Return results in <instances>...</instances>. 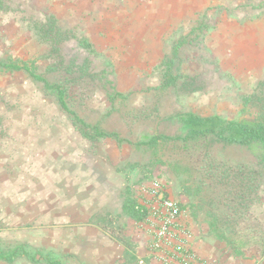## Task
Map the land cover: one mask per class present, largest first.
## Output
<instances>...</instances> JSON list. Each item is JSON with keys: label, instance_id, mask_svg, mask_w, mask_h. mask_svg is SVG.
Returning a JSON list of instances; mask_svg holds the SVG:
<instances>
[{"label": "rangeland", "instance_id": "1", "mask_svg": "<svg viewBox=\"0 0 264 264\" xmlns=\"http://www.w3.org/2000/svg\"><path fill=\"white\" fill-rule=\"evenodd\" d=\"M48 14L65 30L83 29L63 19L64 3L0 0V59L24 63L50 82H63L67 102L86 124L88 136L42 82L24 70L0 69V251L16 250L13 259H0V264H53L49 259L60 264H118L116 227L125 233L131 226L146 239L152 235L142 220L117 212L121 202L129 196L135 203H147L157 188L187 206L195 239L191 247L206 264H264V257L255 254L259 239L252 236L255 229L264 228V144L184 143L181 139L137 143L154 134L183 135L176 117L179 112L219 114L227 119L250 118L257 112L264 116V103L255 102V96L263 95L259 84L264 80V60L257 56L251 67L225 57L222 67L207 37L223 16L238 21L264 18V0L206 6L193 23L163 38L160 65L117 72L115 88L124 97H112L105 90L109 84L102 80L104 74L96 73L103 63L96 64L95 71L88 70L90 76L79 74L76 66L68 75L63 72L70 57L78 56L80 61L82 56L68 42L63 63L52 56L37 37L34 22ZM199 25L206 31L204 39H200ZM192 27L196 29L184 38ZM98 51L113 62L112 54ZM213 57L229 76L219 73ZM166 72L175 78L163 87ZM95 128L115 131L122 140L91 136ZM206 150L229 168L261 166L262 201L237 226L242 237L235 240L243 246L244 256L235 255L208 230L209 214L225 210L221 186L205 173ZM78 208L83 211L73 219L61 215L63 209ZM97 210L108 213L109 224H101L94 216Z\"/></svg>", "mask_w": 264, "mask_h": 264}, {"label": "trees", "instance_id": "2", "mask_svg": "<svg viewBox=\"0 0 264 264\" xmlns=\"http://www.w3.org/2000/svg\"><path fill=\"white\" fill-rule=\"evenodd\" d=\"M35 27L37 31V37L40 41L45 42L48 46V51L51 52L52 56L59 58V62L63 63L64 59V47L68 42L73 49L82 56L80 61H77V57H70L69 60L64 63L63 72L68 75L73 72L72 67L76 66L79 74L85 75L87 72L90 76L88 70H93V68L98 63H103L104 67L96 73L104 74L102 80L109 84L105 90L114 96H126L125 93L119 91L115 88L117 81V73L114 68L113 62L110 57L106 54L99 52L93 43L87 38L83 29H78L77 27H70L69 29H63L59 25L57 19L48 14L44 19L37 21L35 20ZM202 26L199 25L197 28L201 32L200 39L206 37V31H203ZM192 27L184 38L190 36L195 30ZM203 31V32H202ZM183 38V39H184ZM173 53H175L173 51ZM213 55V54H212ZM214 58V57H213ZM214 66L217 68L221 74V69L217 64V60L214 58ZM162 63V62H161ZM159 63V65L161 64ZM53 68V67H52ZM0 69L3 70H24L26 71L34 80L40 81L46 90H52L56 96L57 102L63 111L71 116L73 120L80 126L84 134L88 133L85 129V123L76 114V112L69 106L67 102L68 90L63 82H50L44 75L38 73L37 71L31 69L30 66L24 63H18L15 61H8L0 59ZM95 71V70H93ZM222 73L229 74L225 71ZM165 82L162 83L163 87L170 85L175 78L174 76L166 75ZM66 79H69L65 76ZM264 80L259 84L261 92L263 95L255 96L256 103H264V88L262 85ZM262 96V97H261ZM254 101V100H252ZM264 109V106L262 107ZM179 122L183 125L185 133L183 135H165V134H154L151 136H145L137 143L139 144H152L160 139L164 140H179L181 139L184 143L186 142H198L204 140H214L219 142H224L227 144H239V145H253V144H264V116L257 112L250 118L244 119H227L219 114H208L203 115L195 113L192 111H184L176 114ZM91 136L97 138L110 137L117 141H121L119 134L115 131H104L95 128ZM208 163L205 164V173L207 178L213 181L215 184L220 185L222 188L221 198L222 205L224 207L223 212L215 214H209V219L207 221L208 230L220 240L223 241L228 249L232 251L235 255L244 256L245 250L243 246L237 243L235 237L238 238L241 230L237 229L238 224L248 219L251 214H249L253 206L262 201V181H261V166L260 168L254 166H247L242 164H237L234 168L230 166L229 168L225 163L218 162L213 159L206 150L205 157ZM260 161H263L260 159ZM136 203L131 197H127L123 202L122 210L130 215L131 218L135 220H140L142 218L140 210L136 208ZM254 238L259 239V244L255 248V254H258V258L264 257V228L262 230L255 229L252 232ZM242 237V236H241ZM27 256H31L28 252ZM16 255V250H13L7 254L0 251V259L11 260ZM254 256V255H253ZM32 257V256H31ZM49 262L53 264H60L59 261L50 260Z\"/></svg>", "mask_w": 264, "mask_h": 264}, {"label": "crops", "instance_id": "3", "mask_svg": "<svg viewBox=\"0 0 264 264\" xmlns=\"http://www.w3.org/2000/svg\"><path fill=\"white\" fill-rule=\"evenodd\" d=\"M232 1L238 4L241 0H53L58 6L64 3L63 19L67 23L82 25L96 49L113 55L116 73L126 69L134 71L137 66L159 64L163 58V38L193 23L192 20L206 6L214 3L226 5ZM54 9L53 13L56 12ZM207 37L209 48L219 58L222 67L225 57L232 63H251V67L256 64L257 56L264 60V18L238 21L223 16ZM122 205L123 201L117 212L130 217L122 210ZM82 211L80 208L71 212L63 209L61 215L73 219ZM94 216L103 225L110 223L106 219L107 212L97 210ZM144 225L150 231L149 225ZM121 230L120 227L114 229L117 231L114 248L118 264H133L140 258L146 260L149 257L146 245L151 235L147 236L148 242L131 226L125 233L122 230L125 235ZM99 255L105 256L102 251Z\"/></svg>", "mask_w": 264, "mask_h": 264}, {"label": "built area", "instance_id": "4", "mask_svg": "<svg viewBox=\"0 0 264 264\" xmlns=\"http://www.w3.org/2000/svg\"><path fill=\"white\" fill-rule=\"evenodd\" d=\"M158 186V183H155ZM149 202L136 203L144 223L152 229L147 259L140 264H206L191 247L192 230L187 206L153 189Z\"/></svg>", "mask_w": 264, "mask_h": 264}]
</instances>
